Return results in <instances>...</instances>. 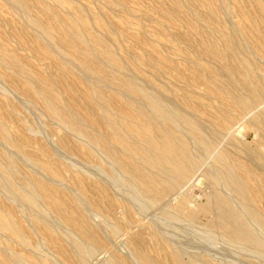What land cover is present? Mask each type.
I'll return each mask as SVG.
<instances>
[{
  "label": "bare ground",
  "instance_id": "1",
  "mask_svg": "<svg viewBox=\"0 0 264 264\" xmlns=\"http://www.w3.org/2000/svg\"><path fill=\"white\" fill-rule=\"evenodd\" d=\"M6 1H8L9 5L11 4L21 11H24L28 16L29 21V26L27 27L36 30V33L31 36L32 41L27 40V42L23 39L22 42H19L20 44L17 43L19 44L18 47L21 48L23 45V48H29L32 51L33 57L44 62L48 61L47 65L50 67L54 64L56 67L62 68L64 72H67L63 74V78L60 76V79L56 77L53 78L49 73L45 75V73L41 74L36 72L32 67L33 65L25 62L15 49L9 47L8 39L5 37L4 32L0 27V65L5 66L10 70V74L8 73L6 76L18 81V83L21 84V88L24 89V92L31 97L33 96L41 104L40 106L44 108L46 113L60 121L65 127L71 129L76 134L86 138L88 142H90L88 143L90 146L91 144L92 146L94 145L93 149L95 146L99 147L98 149H101L112 160V162L118 166L120 172L137 185L139 187L137 188L142 190L138 191L143 192L145 194L144 196H146L152 203L159 204L163 200L167 202L165 197L168 194H173L174 191V194L176 195V189H179L181 185L190 181L196 171L198 172L197 169L202 163V158L197 155L199 153H195L194 148L195 145L201 146L207 154L214 157L215 163L218 166L217 169H219L220 179L236 193V197L242 205H244V209L240 210L239 208L241 206L237 208L228 195L218 192L213 195L215 196L213 198V203H207L196 208L190 207L188 204L189 201L187 202L186 197H182L181 200L180 198H177V194L176 198L180 201L174 197L178 203L175 206L170 205L172 206V210L174 209L178 213H183L190 221H195L199 213H209L215 209L216 214L210 219L211 226L215 225L220 228L222 233L234 242H239L242 245L244 244V246H251L264 252L263 236L256 233L254 226L251 225L252 223L250 222V224L247 220V217L249 216L253 223L260 225L262 232L264 233V210L261 208V210H258L259 207H257L259 201L264 199L263 174L258 173L253 165L238 162L237 160L230 161L228 159L229 155L227 156L226 152L219 151V149L216 150L217 148L215 149V141L219 137L220 132L225 130L229 131L233 121H235V113L229 110V106H235L240 111L248 113L253 111L255 108L254 106L257 103L263 105L262 102L264 101V69L257 66L254 61L247 57L248 55L245 56L242 54L245 49L244 45L223 19V14L227 13L225 0H172L175 16L184 21L189 29V34H185V40L192 45L193 48H191L198 52L201 57L208 60L207 63H203L194 59V55L189 54L190 52L184 53L186 60L192 62L194 65L195 78H204L206 80L207 95L216 98L220 102L222 108L221 113L223 115L221 114L222 117L216 119L213 129L209 126L211 131L205 130L207 125L203 127V124L205 125V123L198 122L200 120L197 121L196 117L189 114L192 113L191 111L193 110L187 113L186 111H183L185 106H182L181 110L179 109V103H173L174 105L179 104V107L170 104L168 101L169 98H167L169 94H166L167 96L165 95V89H163V86L157 85L156 83L153 84V87H151L152 85L148 86V80L147 82L146 80L144 81L147 83L146 85L141 82L142 80L139 81V79H141L140 76L138 79L135 76L124 72L125 66L127 65L124 66L123 62L120 60L121 57L119 58L117 56L119 54L115 52L116 48L114 50L111 43L108 44V37L106 38L107 35L105 36V40L102 36L95 35L97 34V31L95 34L91 33L90 20H93L96 16L90 18V15V17H88L89 14L86 10H90L86 9V6V10L84 7H73L75 13H72L75 16L61 19L58 15V11L56 12L55 8H53V2L56 4H62L63 6V3L68 2L67 0H52V3L48 0ZM112 1L113 0L110 1V4H113ZM255 1L260 13L259 21L250 18H247V21L251 25L253 32L259 36V41H257L255 45L257 50L264 51V38L261 36L262 33H264V4L260 0ZM32 2L37 3V5H32ZM121 4H124V2ZM59 6L61 5H58V7ZM112 6L113 5H111V7ZM35 7H37L36 10ZM115 8L116 7L114 6L113 9ZM40 13L42 16H40ZM98 19L99 18H97V20ZM98 22L107 32H112L106 25H104L105 23L103 24L102 21L100 22L99 20ZM94 23L96 25V22ZM94 23L92 26L96 27L97 25L95 26ZM233 24L234 26L236 25L234 22ZM96 30L98 29L96 28ZM27 32L23 35H27ZM111 35H113V32ZM117 35L118 34L116 33V36ZM174 37L175 35H173V38ZM28 38L30 39V37ZM175 41H177V39H175ZM113 44L115 46V43ZM184 51L185 50H183V52ZM136 59L134 61H137ZM138 60L142 61V58ZM75 67L79 69L78 71H80L81 74L76 72V69H74ZM138 70L136 69V71ZM152 81L149 82L152 84ZM73 87L77 88L79 91L78 95H75L76 93L74 94L72 92ZM106 87L107 89H105ZM108 89L111 90L109 91ZM65 93L69 96L66 97ZM187 97L190 98L188 95ZM189 104L190 103L188 102V105ZM261 109L262 110L259 108L260 111L254 114V121L264 127V106ZM97 127H101V129ZM13 129V126L8 123L3 112L0 111V143L3 146L5 145V147L7 145V147H15V149L19 148L22 150L23 146L28 144L27 137H25L26 135L24 136L23 133V135L20 134L16 137V133ZM72 142L79 153L88 157L93 155V151L90 148H84L74 143V141ZM245 148L243 147L242 150H245ZM248 148L249 147L246 148L247 151L252 150V152L249 151L250 160H254L258 169L264 173V152L261 150L254 151L253 149ZM4 149L0 146V186L2 185L5 187L8 192L13 194V196L15 195V197H17L15 198L16 200L20 199L22 202H25L31 208V211H29L30 209H28V206L24 205L25 203L23 204L20 201V205L23 204L24 210H28V213H33V209L39 210L38 213L40 212V214L34 211L35 213H33L32 217L29 214L26 216L27 218L24 217L28 219V216H30L34 228L36 227L37 229L42 230L47 240H58L57 235L61 234L57 230V228L60 227L59 224V227H56L58 223L56 222V217L59 221L61 220V222L63 221L70 226L72 231L74 230L75 233L77 232L76 234L68 235L69 237L67 236L68 239L72 241H69V243H72V249L70 252L73 251L71 253H74L76 256L74 264H89V258L91 259V255L95 248L103 249L107 247V238L106 240L104 239L101 232L92 222L90 217L91 214H89L88 209L85 206V201L83 202V199L81 198L82 196H70L67 192V195L71 198H69L68 201L62 199L63 194L62 196L58 195V186L55 182L54 184L57 187L55 188L56 191L52 189L53 186L51 187L47 184L50 182L47 181V183H45L44 181L46 180L44 179L43 181V179L38 177L37 173L36 175L32 174L30 177L23 173L27 176V178L24 176L27 181V188L21 187L22 184L19 186L20 183L18 185V181H16L18 177L15 178V174L18 172L19 168V166H17L18 162H16L13 157L15 150H13L14 153L12 155L8 148L7 150ZM16 150L18 151V149ZM246 150L245 153L247 154ZM24 152L26 153L25 149ZM30 152L32 153V151H29V153ZM29 153H26L29 159L24 153H22V156L26 157L28 161L32 160V164L36 163V166L38 164L53 173L49 163L41 162L36 156ZM73 156L75 157V155ZM246 158L248 157L246 156ZM63 168L64 167H62V169ZM57 179H59V177ZM53 180L55 181V179ZM60 180L61 182L63 181L61 178ZM51 184L53 185V182ZM3 187H1L0 190ZM77 190L80 189H76V191ZM80 191V194L78 192L76 193H78V195L86 194L85 192L82 193L84 190ZM65 193L66 190L64 194ZM228 193H231L229 192V189ZM2 194L5 195V193ZM107 194L105 198L112 204L114 200L107 196ZM171 196L170 198H173ZM231 196H233V194ZM83 197H85V195H83ZM40 199L44 200V206L40 205ZM95 205V207L98 208L101 206V204L98 203ZM103 206L104 205H102V207ZM47 210L53 212L55 215L51 217L50 215L52 214L50 212H48L50 215L46 214L47 216H50L52 221L55 219L53 224H56V226H54L52 222L50 223L48 220L49 218L47 217V219L44 215L43 212ZM177 212L176 214H178ZM96 216L94 217L97 221ZM130 217L126 216L119 222L117 221L118 224L114 231L127 227L130 223ZM140 224L142 223L140 222ZM210 224L208 225L210 226ZM28 225L31 226L32 224L28 223ZM29 226H26L22 220H17L11 209L6 211L0 204V232H9L10 235L16 238V240H18L24 248H27V250L35 245L33 231H31L32 228ZM129 226L131 227V225ZM27 227L30 228V230ZM61 227H63L62 231H66L67 228L64 226ZM72 231L68 229V232L66 233L71 234L69 232ZM34 232L36 231L34 230ZM64 233H62L63 237L65 236ZM77 234L80 236L79 238ZM151 236L154 240V250L152 251H156L155 253L160 256L163 255V259L160 262H156L161 258H156L157 260H155V257L153 256L156 254L154 253L155 255L153 256L150 254L151 252L147 247H149L151 243H146L149 244V246L141 243L140 249L137 250L136 260L138 261H136V263L195 264L191 260H185L179 249L171 247L170 242L168 244L165 239L164 241L161 240L156 233H153ZM58 243L60 245L64 244L62 239H59ZM60 251L63 252L64 249ZM111 257L109 264H132L127 258H119L120 256L118 257L113 254ZM133 257H135V255ZM156 257L158 256L156 255ZM19 260L20 264L22 260H24L25 264H42V261H38L32 256L22 255L16 250V248L10 246L7 241L0 237V264H17Z\"/></svg>",
  "mask_w": 264,
  "mask_h": 264
},
{
  "label": "rangeland",
  "instance_id": "2",
  "mask_svg": "<svg viewBox=\"0 0 264 264\" xmlns=\"http://www.w3.org/2000/svg\"><path fill=\"white\" fill-rule=\"evenodd\" d=\"M48 1L50 3L53 2L52 0H48ZM67 1L68 2L63 3V6L62 4H56L53 2V6H54L53 8H55L56 12L58 11V15L60 16L61 19H66L69 18L70 16L74 17L75 15L73 13H75L74 10L75 6L84 7V9L86 6V9L90 10L88 11L85 9L86 12L89 14L88 17H90V15H91L90 18H92V16L93 17L96 16L94 18L96 20L93 19L94 21L92 19L90 20L89 18L91 22V33L95 34L97 31V34L95 35L97 36L99 35L100 37L102 36L103 38H105V36L107 35L106 38L108 37L107 38L108 44L111 43V46L114 48V50L116 48L115 52L119 54L117 56L119 58L121 57L120 60L123 62L124 66L127 65L125 66L124 72H127V74L133 75L138 79L140 76L141 79H139V81L142 80L141 82L145 83L146 85H147L146 82L148 80L149 83L148 86L152 85L151 87H153L154 86L153 84L155 83L157 85L163 86V89H165L164 90L165 95L169 94L167 98H169L168 101L170 104L174 105L176 103H179L180 107L179 104L174 105L176 107H179V109H181L182 106L187 107V108L185 107L183 108V111L184 112L186 111L187 113L193 110L191 111L193 114L192 113L189 114L196 117L197 121L200 120L198 122L205 123V125L203 124V127L206 125L208 126L205 127L206 128L205 130L211 131L209 126L212 127L211 129L214 128V123L216 119L221 118L223 115L221 113L222 108L220 102L216 98L207 95L206 80L204 78L203 79L195 78L194 65L192 62L186 60V58L184 57V53L190 52L189 54L194 55L193 57L194 59L203 63H207L208 60H206L204 57H201L198 52L192 49L193 48L192 45L185 40L184 38L186 36L185 34L187 35L189 34V29L184 21H182L177 16H175L172 0H113L112 1L113 4H110L111 0H73V1L67 0ZM225 1H226L225 5L227 7L226 12L227 13L230 12V13L223 14V19L225 20L227 25L235 32L236 36L244 45L245 49L242 54H244L245 56L248 55L247 57L250 58L252 61H254V63L257 66L264 69V54H263L264 51L257 50L255 46L256 42L259 41V36L255 32H253L251 25L247 21V18L259 21L260 13L258 11L256 1L255 0H225ZM260 1L264 4V0H260ZM122 2H124V4H121ZM34 3L35 2H32V5L36 6L37 3L35 4ZM58 5L61 6L58 7ZM111 5L113 6L111 7ZM114 6L120 9H116V8L113 9ZM36 9L37 7H35V10ZM89 12H91L92 14ZM25 14L26 13L24 11H21L17 7H14L11 4L9 5L8 1L0 0V27L3 30L5 37L8 39L9 47L15 49L18 55L25 62L33 65L32 67L36 72L41 74L45 73V75L49 73L53 76V78L56 77L60 79V76L61 78H63L62 77L64 76L63 74L67 72L66 71L64 72L62 68L56 67L54 64L52 67H50L49 65H47L48 61L44 62L40 59L38 60L36 57H33L32 51L29 48H23V45L21 48L18 47L20 44L19 42H22L23 39H25L26 41L27 40L32 41L31 36L36 33V30H33L31 27H27L29 26L28 25L29 21L27 14L26 15ZM229 15H231L232 17ZM40 16H42L41 13ZM97 18H99L98 20L100 22L102 21L103 24L105 23L104 25H106L109 28V30L113 32L114 36L111 35L112 32H107L103 28V26H101ZM94 22H96L97 26L95 25ZM233 22L236 23L237 26L236 25L234 26ZM93 23L96 27L92 26ZM96 28L98 30H96ZM162 28L164 31L162 30ZM237 28L239 29V32ZM99 30L101 33L99 32ZM26 32L29 35L28 34L23 35L26 34ZM115 32L118 34L117 36ZM173 35H175L174 38ZM261 36L264 38V33H262ZM28 37H30V39ZM109 37H111L112 39ZM109 39H111L112 41ZM175 39H177V41H175ZM113 43H115V46ZM183 50L185 51L183 52ZM136 58L138 59L142 58V61H139ZM135 59L137 61H134ZM136 62L139 63L137 64ZM56 69L59 71H57ZM74 69H76V72L78 74H81V72L78 71L79 69H77V67H75ZM136 69L137 70L140 69V70L136 71ZM9 72L10 70H8L5 66L0 65V87H1L0 111L3 112L8 123L11 126H13L14 128L13 130L16 133V137H18L20 134L23 133L24 136L26 135L25 137H27L28 144L24 145L25 147L23 146L22 149L23 151L20 150L19 148H16L18 149L17 151L15 147L11 148L10 146L7 147V145L5 147V145L3 146L1 143L0 146L3 149L5 147L6 150L8 148L9 152L11 151L12 155L14 153L13 150H15L13 157L14 160L18 162L17 166H19L18 172L16 173L18 175L15 174V178L18 177L17 178L18 180L16 179V181H18L17 183L18 185L20 183L19 186H21L22 184L21 187L27 188L26 187L27 176L30 177L32 174L36 175L37 173L38 177L43 179V181L44 179L46 180L44 181L45 183H47V181L50 182L47 184H49V186L51 187L53 186L52 189H54L55 191H56L55 188H57L56 185L58 186L57 192L59 193L58 194L59 196H62L63 194V198L61 197L62 199L68 201L69 198H71L70 197L71 195L76 197L82 196L81 198L83 199V202L85 201V206L87 207L89 214H91L90 217L92 222L94 223L96 228L101 232L104 239L106 240L107 238L106 240L107 247L103 249L95 248L91 255V259L89 258L90 261L89 264H109V261L112 258L111 257L112 254L118 257L120 256L119 258H125V259L127 258L132 264H138V262L136 263V261H138L136 260L137 259L136 255H137V250L140 249L141 247L140 246L141 243L145 244L146 246H149V244L151 243L150 246L147 248L150 250L151 252L150 254L152 256L155 254L158 256V257H156V255L153 256L155 257L154 258L155 260L161 258L160 260L158 259L159 261L158 260L156 261V262H160L163 259V255L160 256L157 253H155L156 251H152L154 250L153 247L154 240L151 236L153 235V233H156L161 240L164 241L165 239L166 243L169 244L170 242L171 247L179 249L181 254H183L182 256L185 260H191L195 264H264V252L254 247L247 245L244 246V244L242 245L239 242H234L230 240L226 235H224L220 230V228H218L215 225L211 226L210 219L215 216L216 214L215 209L211 211L212 213L211 212L199 213L197 216L198 219L196 218L195 221H190L183 213L181 212L178 213L174 209L172 210V206H175L178 203L177 200L179 199L177 198H180L181 200L182 197H186L187 202L189 201L188 204L190 205V207L196 208L201 205H205L207 203H213V198L215 197L213 195H215L218 192L228 195L233 200L237 208H239V206L242 207L239 208L240 210L244 209V205H242V203L237 199L236 193L232 189H230L225 183H223V181L220 179L219 169H217L218 166L215 163L214 157L211 156L210 154H207L201 148V146L195 145L194 148L195 153L196 154L199 153L197 155H199L202 158V163L197 169L198 172L196 171L195 175L190 179V181L181 185L179 187L180 190L176 189L177 190L176 192L178 194V195L176 194L177 198L176 195L174 194L175 192L173 191V194L170 195L168 194L165 197L167 202L163 200L159 204L152 203L146 196H144L145 194L141 192L142 190L138 189L139 187L137 185H135L127 176L123 175V173L120 172L118 166L115 165L112 162V160L101 149H98L99 147L95 146V148L93 149L94 145L92 146L91 144L90 146V144H88L90 142H88L86 138L76 134L71 129L65 127L64 124H62L60 121L54 119L52 116L46 113L44 108L40 106L41 104L33 96L31 97L26 92H24V89L21 88V84H19L18 81L10 78L9 76H6ZM195 79L197 82L195 81ZM145 80L146 82H144ZM149 81L150 82L152 81V84ZM105 89H107V87ZM108 90L110 91L111 89ZM72 92L74 94L76 93L75 95L79 94L77 88L74 87ZM65 95L66 97L69 96L67 93H65ZM187 95L190 96V98L187 97ZM35 101H37L38 103ZM188 102L190 103L189 105ZM262 103L263 105L261 103H257L254 106L256 109L254 108L252 112H248V113L240 111L235 106H229L228 107L229 110L235 113L234 114L235 121H233L230 130L228 129L229 131L225 130L223 132H220L219 137L215 141V149L217 148L216 150L219 149V151L226 152L227 156L229 155L228 159L230 161L237 160L238 162L253 165L256 171L258 173L263 174L264 177L263 171L258 169L255 161L250 160L249 158L250 150L248 151L246 150V148L249 147L254 151L261 150L262 152H264V145H263L264 137H262L264 136L262 135L264 134V127L254 121V114L262 110L261 108H263L264 106V101ZM257 107H259L260 110ZM97 128L101 129V127H97ZM32 132H34L35 134ZM72 141H74V143L80 145L81 147L90 148L93 151V155L88 157L83 155L82 153H79L78 150L74 147ZM69 142H71L72 144ZM243 147L244 148L246 147L245 150L247 154L245 153V150H242ZM24 149L27 154L29 153V151H32V153L30 152L29 154L36 156L39 159V161L49 163L53 170L54 175L51 171L44 169L42 166L38 164L36 166L35 165L36 163H34V161H33L34 164L31 163L32 160L28 161L29 158L27 157V154L24 152ZM250 152H252V150ZM22 153H24L28 159L22 156ZM73 155H75V157ZM246 156L248 158H246ZM22 158L23 159L26 158V159L23 160ZM62 167L64 168L66 167V168L62 169ZM31 172H35V173H31ZM23 173L26 174L27 176H25ZM20 175L23 177H21ZM24 176L26 178H24ZM58 177L59 179H57ZM60 178L63 180L62 182ZM53 179H55V181ZM52 182L53 185L51 184ZM54 182L56 185L54 184ZM1 187L3 186L1 185L0 188ZM80 187H82L83 189ZM4 188L5 187H3L0 190V199H1L0 204L3 207V209H5L6 211L11 209L15 214L17 220H22L26 226H29L28 223L32 224L29 227L33 229L34 226L33 223H31V219H32L31 217L33 213L35 212L38 213L39 210L33 209L32 210L33 213L31 214L28 213L29 211H31V208L25 202H22V200L20 199H18L19 201L16 200L15 198L17 197H15V195L13 196L12 193L8 192L6 188L5 189ZM76 189L84 190L82 193L85 192L86 194L78 195V193L80 194L81 191L80 190L76 191ZM228 189L229 192L231 193H228ZM65 190H66L65 193L66 195L64 194ZM67 192L68 195L70 196L67 195ZM2 193H5V195H3ZM106 194L107 196H109L114 200L112 204L111 202L106 200L105 198ZM232 194L233 196H231ZM6 195L9 196L7 197ZM83 195H85V197H83ZM170 196L173 198H170ZM234 199L237 202H235ZM20 201L23 204L25 203L24 205L28 206L29 208L28 207L27 208L30 210L29 211L28 210L26 211V209L24 210V205L23 204L20 205ZM16 203H18L19 206ZM40 203L41 206H44V200L40 199ZM97 203L101 204L99 208L95 207L96 206L95 204ZM102 205L104 206L102 207ZM257 207H259L258 210L261 209L264 210V199H261L259 201ZM48 212L50 211L47 210L43 213L46 216V218L47 217L49 218L47 219L50 221V223L52 222L53 224L55 219L54 221H52L50 216L53 217L55 215L53 214V212H50L52 215H50V213L48 214ZM176 212L178 214H176ZM28 214L31 215V217L28 216L29 218L26 219L27 218L26 216ZM38 214H40V212ZM46 214L50 216H47ZM94 216L97 217V221ZM126 216L129 217L131 216L130 223L128 224V226L114 231L118 222L123 218H125ZM248 217H247L248 222L252 223L250 224L254 226L256 233H259L260 236H263V240H264V233L262 232L260 225L257 223H253L251 221V218ZM56 219H57L56 222H58L57 226L56 224L53 225L56 227L60 226L59 227L60 231L59 228H57V230L59 233H61L60 234L61 236L59 234L57 235V239L58 240L62 239V242L65 244L66 247L64 246V244L60 245L58 243V240H54V241L47 240L43 234V231L37 229L36 227L33 230L31 229V231H33V235L35 238V245L33 247L28 248V250L27 248H24V246H22L21 243L18 240H16V238L11 236L10 233L7 231H1L0 237H2L5 241H7L10 246L16 248V250L19 251L22 255L32 256L36 260L42 261L41 262L42 264H60V263L74 264V262L76 261V256L74 255V253H71L73 251L70 252V250L72 249V243H69V241L71 240L68 239L69 237L68 235H73L76 234L77 232L75 233L74 230L72 231L71 230L72 228L70 226H68L63 221L61 222V220L59 221L57 217ZM140 222L142 224H140ZM208 224H210V226ZM100 225L102 226V228ZM129 225H131L132 228ZM61 226L67 228L66 231L63 230L65 233L62 231L63 227ZM28 229L30 230V228ZM68 229L72 231L69 232L71 234L66 233L68 232ZM34 230L36 232H34ZM62 233H64L65 235L64 237ZM79 237L80 236L78 235V238ZM144 240L147 242H145ZM148 242L149 244H146ZM109 247L111 250L109 249ZM61 248L64 249L63 252L60 251L63 250ZM106 249L109 250L107 251ZM134 255L135 257H133ZM22 261L21 264H25L24 260ZM17 264H20V260L18 261Z\"/></svg>",
  "mask_w": 264,
  "mask_h": 264
}]
</instances>
